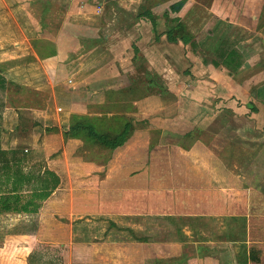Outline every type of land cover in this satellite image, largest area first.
I'll return each instance as SVG.
<instances>
[{"label":"rangeland","instance_id":"1","mask_svg":"<svg viewBox=\"0 0 264 264\" xmlns=\"http://www.w3.org/2000/svg\"><path fill=\"white\" fill-rule=\"evenodd\" d=\"M179 1L142 0L143 10L154 7L160 17L164 11H169V19L163 16L158 19L160 28L166 24L169 29L183 19L187 32L193 35L197 44L202 45L199 50L201 54L191 46L189 49L197 61L199 57L220 60L221 52L225 49L243 51L244 59L247 58L251 64L244 72L234 73V84L239 92L236 95L243 97L235 100L241 103L252 99L264 111V94H261L264 88L259 91V86H264V0H212L210 7L208 3L211 0H186L187 5L181 16L172 8V3ZM89 3L90 0H0V196L7 197L23 181L17 192L22 196L20 203L16 204L20 207L33 198L34 191L53 190L44 200L48 201L41 211L42 205L32 213H0V264H83L79 249L81 244L87 246L91 239L98 244L108 238L128 243L133 236L140 240L147 237L157 245L156 254L158 251L169 255L154 258L165 259L155 264H197L189 259L175 260L178 256L172 255L178 250H182L181 253L189 252L183 247L179 248L180 242L189 239L186 230L201 228L209 233L214 225L210 218L191 219L168 212L153 214L146 209H136L134 212L129 208L119 209L121 212L118 214L101 209L103 213L99 214L98 206H94L99 205L98 201H110L111 208H123L131 202L136 203L139 198L143 199L144 194L120 193L119 190L129 189L123 185H129L130 179H118L122 186L115 190L116 194L99 195L97 187L101 186L103 177L117 170L120 157L124 154L114 160L112 151L102 149L88 139H81L83 142L74 140L73 144L66 142L68 139H65L64 131L74 115L123 112L122 109L126 111L136 102L135 98L148 94L144 88L135 93L124 92L128 88L136 90L128 73L120 75L121 80L116 81L112 92L106 93L101 83L90 82V76L100 66L92 59L99 53L97 47L101 39H98L96 30L101 27V12L96 3L95 6ZM133 15L127 14L120 24L126 33L135 20ZM112 16L108 20L109 30H114V25L119 27ZM146 25L152 27L150 21ZM143 26L135 31L134 37L145 31V24ZM119 31L121 33L122 29ZM9 32L22 39L24 36L31 37L27 42L32 44L33 49L29 52L20 46H5ZM109 40L111 43L112 40ZM54 53L61 56L56 76L50 67L52 63L54 67V61L42 62L43 58ZM110 56L107 54L105 58H100L101 64L114 61V56ZM190 69L192 67L186 68V72L191 76ZM3 73H13L15 80L10 78L12 80L6 83L5 77L1 76ZM71 77L76 86H73ZM242 88H248V97H245L249 99H244L240 94ZM153 99L141 105L143 112L135 116L136 126L149 127V119L154 120L155 116L161 114L158 110L162 111L164 104L156 97ZM150 111L153 113L149 114V119L144 118ZM255 121L264 124L262 116H257ZM97 122L103 128L118 125V121L108 117H102ZM256 132L253 139L247 138L245 141L248 146L245 149L243 143L235 138L232 153L236 160L242 159L246 152H250L248 156H253L262 148L258 139L262 133ZM153 136L158 134L154 133ZM178 138L175 137V141ZM140 139L138 137L132 144L129 148L131 151L139 146ZM110 157L114 163H110ZM203 162L206 166L210 165L206 159ZM188 167L194 169L190 165ZM194 167L197 169L196 165ZM251 181L252 185H264L263 176L253 177ZM108 183L116 185L112 181ZM86 218L96 222L84 221ZM111 218L121 225L119 229L109 226L107 220ZM103 219L107 223L102 224ZM72 223L75 224L74 228ZM24 233V237H15ZM40 234H46L52 240L47 242L43 240L44 237L37 239L41 238ZM116 235L118 238H115ZM75 245L77 248L73 249ZM141 252L144 257V252ZM121 255L123 264H135L131 250H124ZM148 261L147 264L153 263L151 258Z\"/></svg>","mask_w":264,"mask_h":264},{"label":"crops","instance_id":"2","mask_svg":"<svg viewBox=\"0 0 264 264\" xmlns=\"http://www.w3.org/2000/svg\"><path fill=\"white\" fill-rule=\"evenodd\" d=\"M184 1L182 8L176 11L180 16L188 0ZM94 3L101 12L99 17L101 27L96 30L101 42L97 47L99 53L92 61L98 62L100 66L90 76V82L101 83L106 93L116 86L115 83L121 80L122 74L128 73L131 82L145 89L151 86L148 84L150 81L155 82L151 89L148 88V94L135 98L136 102L129 107L130 110L122 109L123 112L113 114L104 111L88 116L96 123H100L97 121L102 117L119 121L117 126H108V128L122 127L120 119L124 122L126 119L132 120L135 125L128 142L113 151L111 157L114 160H118L123 154L124 156L120 157L117 170L110 171L109 175L103 177L101 186L97 187V193L116 194L115 190L122 186L121 180L118 179H130L129 185H123L129 189L119 192L127 195L144 194L143 199L139 198L136 203L131 202L130 205L122 206L123 208L117 206L111 208L110 201L106 203L102 200L98 201L99 205L94 206H98V210L101 211L99 214L103 213L101 209L111 214H118L122 209L129 208L134 212L136 209H146L148 213L152 211L153 214L168 212L191 219L210 218L214 225L209 233H205L201 228L186 230L189 239L180 242L179 248L183 247L190 253L188 251L181 253L182 250H178L172 255L178 256L175 260L189 259L197 264H264V185L257 186L251 183L253 177H264V124L260 125L255 121L257 116H262L264 121V111L258 106L257 101L247 98L248 88L239 90L244 99H249L248 101L243 100L239 103L235 100L243 97L236 95L239 92L234 84V73L244 72L251 62L247 58L244 59L243 66L235 71L224 64L223 60L216 59L221 63L218 67L212 63L213 59H207L206 63V57H199L197 61L196 57L190 54V44H185L181 39L176 42L170 41L168 37L170 28L168 29L166 24L165 27H159L158 19L162 16L164 19H169V11H164L160 17L154 7L150 9L157 20V25L154 27L148 15H140L144 11L142 0H90L89 5L95 6ZM208 5L209 7L212 5V0ZM131 13L134 14L135 20L129 25L130 28L126 33V29L120 24L126 19L127 14ZM111 15L116 24H119V27L114 25V30H109L108 20ZM215 16L218 15L215 13ZM148 21L151 22L152 27L146 25ZM143 24L146 26L145 31L134 37L135 31L144 27ZM119 29H122V34ZM6 32H8L7 28ZM10 32L7 42L4 43L5 46H20L21 49L25 48L29 52L33 49L32 44L27 42L31 37L29 39L28 36H24L22 39L12 36ZM109 39L112 40L111 43ZM90 43L93 45L91 40ZM201 48L202 45L197 50L198 54H201L199 51ZM241 53L244 54L243 51ZM107 54L112 55L110 57L114 56V61L101 64L100 58H105ZM60 57L55 53L42 60V62L54 61V67L53 63L50 67L55 76L59 70ZM96 58L99 60L97 61ZM38 60L41 61L40 58ZM191 67L190 76L186 68ZM7 74L1 75L5 77L6 83L15 80L12 78L13 73ZM71 80L73 81L72 77ZM73 84L76 86L74 81ZM259 88L260 91L264 86ZM155 97L164 104L163 110L166 113H162L163 110L160 109L158 112L162 116L157 115L151 120L148 116L153 112L150 111L144 115V118H148L151 125L136 126L135 116L143 112L141 105L154 100ZM68 122L70 124V119ZM257 130L259 134L262 133V137H258L262 148L253 156H248L250 152H246L242 155L244 156L242 159L236 160L232 153L235 138L243 143L245 149L248 147L245 141L247 138L253 139ZM154 133L158 136H153ZM138 137L141 138L140 144L131 151L129 148ZM175 137H179L178 141H175ZM81 139L84 138H69L66 142L71 144L74 140L83 142ZM111 157L110 163H114ZM205 159L210 165H205L203 162ZM240 162L242 164H238ZM131 165L134 167H129ZM188 165L194 169L191 170ZM109 181L116 185H108ZM47 201L42 202L39 211L44 208ZM142 201L144 202L140 203ZM84 221L96 222L91 218H86ZM107 221L110 222L109 226L118 229L121 227L113 218ZM107 221L103 219L102 224ZM72 226L74 228L75 224L72 223ZM134 230L132 229L138 236ZM24 236L25 233L15 237ZM40 236L41 238L37 239L41 240L44 237L43 240L47 242L52 240L46 234ZM115 238H118L117 235ZM94 241L91 239L88 241L89 245L81 244L79 248L82 251L83 264L84 262L123 264L121 254L124 250H131L135 264H147L149 258L153 259L151 264H155L165 259L154 260V258L169 256L158 251L156 254L157 245L147 237L140 240L133 236V240L128 243L109 238L97 242L98 244ZM72 248L76 249L77 246ZM141 251L144 252V257ZM151 251L152 254H149Z\"/></svg>","mask_w":264,"mask_h":264},{"label":"trees","instance_id":"3","mask_svg":"<svg viewBox=\"0 0 264 264\" xmlns=\"http://www.w3.org/2000/svg\"><path fill=\"white\" fill-rule=\"evenodd\" d=\"M184 2H185L184 0L176 2L172 5V8L175 11H178L182 8ZM141 14L148 15L154 27L157 25V20L153 16L150 9H145L144 11H142V13H140V15ZM168 37L170 41L173 42H176L178 41V39H181L185 44H190L194 51H197L199 49L200 45H198L193 40L194 39L193 35L187 32V26L182 20H179L175 25H172L170 27V29L168 30ZM220 60H223L224 64H226L229 68L238 71L243 66L244 56L236 48H232L229 50L225 49V51L221 52ZM207 61L208 60L206 59L205 62L207 63ZM212 63L216 67L220 66L221 64L220 61L216 59H213ZM153 82L154 81H150V83L148 84L152 86L153 84H155V82L154 83ZM133 86L134 88H136L135 91L128 88V89H124V92L135 93L136 91H140L143 88L136 84H134ZM150 87L147 86L146 89L145 88L144 89L148 92L149 91L148 88L151 89ZM120 123L123 126L119 128H115V129L112 127L103 128L101 127L100 123H96L94 119L86 115H74L70 121L69 128L64 131V136L65 139L76 138V137L84 138L86 140L88 139L91 142H93L95 145L100 146L102 149H109L110 151L113 152L118 148L124 146L128 142V140L130 139L131 135L135 130V125L132 120L126 119L124 122L122 119H120ZM20 184L22 185L23 181ZM21 185H17L16 187L20 189ZM18 189L14 190L13 193H10V195H8L7 197L0 196V213L1 212H25V213L37 212L42 204L41 202L49 198V196L53 191L51 188L46 190L42 189L40 191L36 190L34 191L33 198L30 201H28L26 204L19 207L16 204L20 203L19 201L21 200L22 196L21 193H17L19 191Z\"/></svg>","mask_w":264,"mask_h":264}]
</instances>
